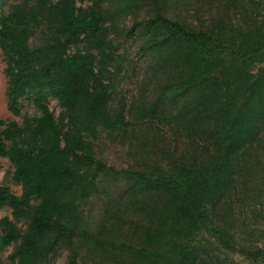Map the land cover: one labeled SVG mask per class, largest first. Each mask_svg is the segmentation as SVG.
<instances>
[{"label": "trees", "instance_id": "1", "mask_svg": "<svg viewBox=\"0 0 264 264\" xmlns=\"http://www.w3.org/2000/svg\"><path fill=\"white\" fill-rule=\"evenodd\" d=\"M218 2L216 16L201 26L179 19L175 6L176 15H166L156 1L153 15L133 24L154 53L183 60L187 72L167 90L171 99L193 92L187 125L196 129V138L181 139L165 160L142 130L151 121L145 118L159 114L161 98L130 105L115 100L113 77L123 68L122 56L99 2L84 7L77 0H12L0 8L7 107L22 117L0 118V156L12 163V179L22 188L16 194L0 184V207L28 221L22 234L16 220L2 222L3 243L21 235L11 257L16 264H54L62 245L70 249L69 264H86L78 258L75 239L95 235L83 203L102 190L110 172L125 179V192L154 190L160 196L144 197L145 215L134 227L142 245L134 261L123 264H239L236 253L247 264L264 262L263 247L241 242L237 226L243 223L235 220L234 208L235 197L242 201L248 192L240 190L249 182L240 170L245 157L256 143L264 146V0ZM48 96L62 105L59 116ZM25 99L41 114L24 113ZM104 130L151 155L153 169H117L98 158L94 140ZM256 161L264 169L260 155ZM62 191L79 200L62 198ZM205 233L218 245L210 247ZM196 235L202 236L199 245L193 243ZM104 250L114 258L134 254L119 246Z\"/></svg>", "mask_w": 264, "mask_h": 264}, {"label": "rangeland", "instance_id": "2", "mask_svg": "<svg viewBox=\"0 0 264 264\" xmlns=\"http://www.w3.org/2000/svg\"><path fill=\"white\" fill-rule=\"evenodd\" d=\"M96 1L106 10L107 24L110 26L109 37L113 39L117 45V52L122 56L123 68L113 77L115 100L124 99L130 105L134 100L155 102L156 99L160 100L161 98L159 114L145 118L151 119V121H149V127H143L142 130L149 135V143L157 151L159 159L165 160L166 157L176 153L181 139H185L187 136L196 138V129L187 125L188 121L193 119L195 108V104L191 101L193 92L188 96L180 94L175 99H171L172 96L167 90L171 85L177 83L180 77H184L182 76L184 72H187L183 60L178 58L168 61L165 59L164 53H154L150 42L145 43L147 36L140 32V27L133 29V24L153 15L156 1L164 5L166 15L174 17L175 11L178 9L179 19L191 27L201 26L206 24L205 20L209 21L216 16L219 2L218 0H174L171 5L169 0H166L169 4H166L165 0H77V4L89 7ZM11 2L12 0H0V8L7 9ZM172 6H175V11ZM164 49L166 50V48ZM160 56L164 58L155 63V60ZM4 68L5 62L0 49V118L21 121L22 117L13 115L7 107V77ZM47 101L55 116H59L63 108L59 101L51 96H48ZM23 104L24 113L41 114V110L28 99H25ZM200 119H202L201 116ZM94 141L96 156L112 167L117 169L138 167L147 172L153 169L154 158L144 152H136L130 139L110 136L108 131L104 130ZM203 145V140L199 139L198 146L201 148ZM259 155L263 160L264 146L259 147V144L256 143L250 155L245 157V160L248 161L247 164L243 169L240 168L249 180L246 186H240V190H247L251 196L247 192L242 201L238 200V196L235 197L234 208L237 216L235 220L238 223H243V225L237 226L241 242L250 247L264 248V169L260 162L256 161ZM12 171V163L6 157L0 156V184H8L16 194H21V185L12 179ZM108 174L110 176L107 178L105 175L103 179L100 177L104 181L102 190L93 194L88 202L83 203L87 215L88 230L95 235V238H85L81 233L75 239L78 258L86 264H123L134 261L135 255L142 245L134 227L140 219L139 217L145 215L142 207V203L145 201L144 197L147 199H151L153 196L160 197L154 190L125 192V179L115 172ZM60 196L79 200L78 195L72 191H62ZM36 201L34 200V202ZM5 219L16 220L13 217L12 209L8 206L0 207V259L3 264H16L11 257L21 241V235L10 243H3L2 236L5 233V225L2 222ZM16 222L20 228L19 234H22L27 228L28 221L21 218ZM204 235L209 238L210 247L212 244L218 245L216 237H211L208 233ZM201 237V235H196L193 243L199 245ZM111 241H114L115 244H112ZM113 246H119L121 250L131 248L134 254L129 256L118 254L114 258L113 254L104 250L113 248ZM69 255V247L62 245L54 264H69ZM233 258L239 264L248 263L243 255L236 253ZM143 264H147V262ZM258 264H264V262Z\"/></svg>", "mask_w": 264, "mask_h": 264}]
</instances>
